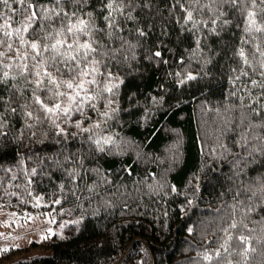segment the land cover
I'll list each match as a JSON object with an SVG mask.
<instances>
[{"label": "trees", "instance_id": "1", "mask_svg": "<svg viewBox=\"0 0 264 264\" xmlns=\"http://www.w3.org/2000/svg\"><path fill=\"white\" fill-rule=\"evenodd\" d=\"M26 3L63 9L51 21H41L37 10L26 36L41 47L55 42L45 40L47 34L75 22L63 13L90 19L102 30L91 38L80 35L79 42H97L89 62L99 61L102 87L109 75L117 85L101 94L99 104L110 117L97 121L101 127L94 130L112 142L99 151L89 134L72 124L65 130L75 136L54 135L47 124L27 129L34 121L24 111L34 108L22 106L34 85L15 64L0 70L17 77L0 80V115L7 121L0 172L28 157L30 169H36L30 172L33 191L58 197L60 205L83 218L74 233L47 241V254L11 262L20 250L11 248L0 253V264H264V88L251 85V80L264 83L256 52L257 47L264 51V33L245 31V5L212 3L193 11L199 22L193 28L184 23L182 7L193 10L188 0H123L118 30L109 33L103 19L108 0ZM9 4L11 9L0 5V15L28 14L15 0ZM256 5L247 9L264 23L259 14L264 5L259 0ZM218 12L224 15L217 18ZM241 49L250 66L238 55ZM82 121V127L93 124Z\"/></svg>", "mask_w": 264, "mask_h": 264}, {"label": "snow or ice", "instance_id": "2", "mask_svg": "<svg viewBox=\"0 0 264 264\" xmlns=\"http://www.w3.org/2000/svg\"><path fill=\"white\" fill-rule=\"evenodd\" d=\"M15 2L19 5L24 6V11L28 13L26 17L19 21L18 24L20 26L16 27L14 30L11 27L10 16L0 15V19H4L5 23L0 25V45H6L8 49H12V39L15 36L21 48L27 47L31 50V54L27 52L21 54L20 49H16L17 58L15 62V67L19 70V75L22 76L26 83H30L34 85L31 89L32 96L28 103L24 104L22 107L27 109L29 107H33L34 111H24V116L33 120L34 123H28L25 127L29 130L32 128L47 124L49 127L53 128L54 135L67 137L68 135L75 136L76 133H68L65 128L62 126L63 124H72L73 127L78 129L82 133L89 134V141L93 143L99 151L104 150V145L111 143V137L107 136H97L94 133V130L100 129V122H94L89 127H82L83 121L76 120L73 121L72 117L74 114L84 115L85 106L91 108L93 111L96 110L97 97L102 93H112L113 89L117 87V85H109L105 84L103 87L98 86V81L96 79L97 75L101 73L98 72L97 65L99 61L92 59L89 62V56L93 53L97 52V48L93 47V44L97 42L95 40H91V42L80 43L79 36L85 35L91 38V34L96 31H102L101 29L94 28L93 22L89 20H85L76 15V13H72L71 16L68 13H63L65 17L68 18L69 21L72 20V17H75V23L69 22L66 25L61 26L59 30H53L55 33L47 34L44 39L45 40H54V43L48 44L45 43L42 47L37 42H30L25 39V33H28L29 29L33 26V24L37 21V10L40 12L39 19L49 20L51 21L53 17L61 16L63 9L57 11L55 7L48 8L43 5H32L31 3H26V0H15ZM189 7L193 10L190 11L189 8H183L182 11L186 13L184 23L187 24L189 22L192 23L193 28L197 26L199 23L197 20L193 18V11H199L203 7L211 8L212 3H219L220 5L230 4L234 8L240 7L241 5H245L244 11L246 12V28L245 31L251 32H261L264 33V23L258 22L257 12L251 11L247 9V5H251L253 9L256 8V0H211L208 5H200V0H188ZM61 0H55V4L59 5ZM123 0H108V3L105 5L108 14L103 17L106 27L109 30V33L112 29L118 30L117 24V14L123 15V7L121 6ZM261 5H264V0H259ZM0 5L7 6L11 9V5L9 4V0H0ZM196 5H200V8H196ZM259 14L264 17V8L259 9ZM90 16V14H88ZM224 13L218 12L217 18L223 16ZM131 18L130 15L125 17ZM206 23V22H204ZM212 23H216V19L212 20ZM221 23L227 24L229 21L222 20ZM215 32V28L212 29ZM38 35V33H35ZM70 34L72 37V43H68L67 35ZM140 35H144L141 31ZM256 52L259 53L261 60L259 62V66L261 69L260 75L264 77V51H261L259 47L256 48ZM45 53L48 54V58L45 59ZM6 55L3 52H0V57ZM161 55L160 52H156L155 56L159 57ZM241 57L242 62L246 65L250 66V62L245 55L243 49H241L238 53ZM28 60L33 61L30 66L27 63ZM83 62V66H82ZM89 63L91 66H89ZM13 66L12 63L4 64L0 61V70L8 69ZM47 66H52L60 75V79H57L56 76L53 75L52 72L47 70ZM255 71V69H253ZM68 73L71 77L70 79H64V73ZM241 76H247L248 73L241 71ZM31 77V79H29ZM11 78L15 80L16 76L9 77L8 71H0V80H7ZM188 80L195 79V77L188 75ZM239 79V76L237 77ZM47 81V83H45ZM185 80H181L180 83H185ZM251 85L253 87H262L264 88V83H261L257 80H251ZM14 88L17 91H20L22 94V90L14 85ZM39 91H44L46 93L44 99H41L40 95L37 93ZM243 99V97H241ZM51 101V107L45 101ZM112 101H108V104L111 105ZM264 109V105L260 106ZM10 112H15V108L8 109ZM114 111V110H113ZM35 112V114H34ZM259 115V112L256 113ZM100 116L103 119H107L110 117L109 111H104L100 113ZM6 118L3 115H0V137L6 136L7 133L4 132V128L6 127ZM33 136L36 134L35 132L31 133ZM9 171H11L9 169ZM32 174L36 173V169H31ZM68 175L70 177L75 176L74 172H69ZM232 228L237 227L235 223L231 225ZM46 238V237H45ZM229 240L231 237L228 238ZM240 241L247 243V237L241 236L239 237ZM227 243V241L225 242ZM7 249H5L6 251ZM227 250V249H226ZM219 255V253H216ZM205 259L211 260L212 256L206 255Z\"/></svg>", "mask_w": 264, "mask_h": 264}, {"label": "rangeland", "instance_id": "3", "mask_svg": "<svg viewBox=\"0 0 264 264\" xmlns=\"http://www.w3.org/2000/svg\"><path fill=\"white\" fill-rule=\"evenodd\" d=\"M25 17L21 16L19 19L11 17L9 22L12 29L14 30L20 26L18 22ZM4 23V19H0V25ZM67 38L68 43H72L70 34ZM25 39L34 42L28 39L26 33ZM11 42L13 45L11 50L6 45H0V52L6 54L2 58L15 64L16 49H20L21 54L26 52L31 54V50L27 47L21 48L15 36ZM92 59L97 60L96 57ZM28 61L29 64L33 63L31 60ZM89 66H91L90 63ZM47 70L50 69L47 68ZM52 73L57 79L61 78L59 74ZM100 77V75H97L96 79L98 86L102 87L103 82L100 81ZM63 78L70 79L71 77L64 75ZM114 80V77L109 75L104 84L113 85ZM100 97L101 95L97 97L95 111L85 106L84 115L74 114L72 120L87 119L88 121L91 120L92 123L101 120L100 113L108 111V109L105 104L100 106ZM49 106H52L51 103ZM62 126L65 128L69 124H63ZM31 164V161L26 157L14 166H10L11 171L8 168H3L0 172V253L4 252L5 249L20 248L11 257V262L47 254L49 249L44 245L47 241L57 240L60 237L74 233L83 219L81 216L75 215L69 208L60 205L58 197H50L33 191L30 186Z\"/></svg>", "mask_w": 264, "mask_h": 264}, {"label": "water", "instance_id": "4", "mask_svg": "<svg viewBox=\"0 0 264 264\" xmlns=\"http://www.w3.org/2000/svg\"><path fill=\"white\" fill-rule=\"evenodd\" d=\"M154 263V262H153Z\"/></svg>", "mask_w": 264, "mask_h": 264}]
</instances>
